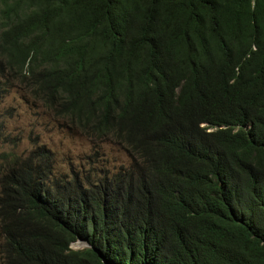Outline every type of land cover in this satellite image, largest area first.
I'll return each instance as SVG.
<instances>
[{
  "label": "trees",
  "instance_id": "trees-1",
  "mask_svg": "<svg viewBox=\"0 0 264 264\" xmlns=\"http://www.w3.org/2000/svg\"><path fill=\"white\" fill-rule=\"evenodd\" d=\"M15 86L131 160L2 154V264H264V0H0Z\"/></svg>",
  "mask_w": 264,
  "mask_h": 264
},
{
  "label": "rangeland",
  "instance_id": "rangeland-1",
  "mask_svg": "<svg viewBox=\"0 0 264 264\" xmlns=\"http://www.w3.org/2000/svg\"><path fill=\"white\" fill-rule=\"evenodd\" d=\"M36 146L51 152L56 175L74 168L80 175L95 177L114 172L131 160L119 144L84 135L25 89L12 87L0 99V161L2 154L24 156ZM84 246L82 241L71 244L74 249Z\"/></svg>",
  "mask_w": 264,
  "mask_h": 264
}]
</instances>
